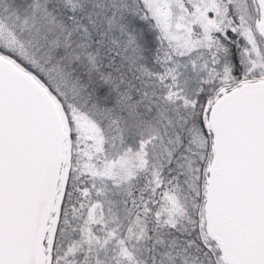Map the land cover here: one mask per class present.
<instances>
[{"label":"snow or ice","instance_id":"obj_1","mask_svg":"<svg viewBox=\"0 0 264 264\" xmlns=\"http://www.w3.org/2000/svg\"><path fill=\"white\" fill-rule=\"evenodd\" d=\"M0 264H264V0H0Z\"/></svg>","mask_w":264,"mask_h":264}]
</instances>
